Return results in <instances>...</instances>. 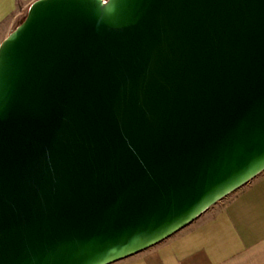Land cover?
<instances>
[{
	"label": "water",
	"instance_id": "water-1",
	"mask_svg": "<svg viewBox=\"0 0 264 264\" xmlns=\"http://www.w3.org/2000/svg\"><path fill=\"white\" fill-rule=\"evenodd\" d=\"M264 171V0H33L0 40V264H111Z\"/></svg>",
	"mask_w": 264,
	"mask_h": 264
},
{
	"label": "crops",
	"instance_id": "crops-1",
	"mask_svg": "<svg viewBox=\"0 0 264 264\" xmlns=\"http://www.w3.org/2000/svg\"><path fill=\"white\" fill-rule=\"evenodd\" d=\"M33 0H0V40ZM111 264H264V171L178 232Z\"/></svg>",
	"mask_w": 264,
	"mask_h": 264
},
{
	"label": "rangeland",
	"instance_id": "rangeland-1",
	"mask_svg": "<svg viewBox=\"0 0 264 264\" xmlns=\"http://www.w3.org/2000/svg\"><path fill=\"white\" fill-rule=\"evenodd\" d=\"M26 12V9L24 8V10H21L18 17L13 21L12 26H11V30L21 21V19L24 17V14ZM233 193V192H232ZM232 193H230L229 195H231ZM227 195V196H229ZM226 196V197H227ZM225 197L223 199H221L220 201L224 200ZM219 202V201H218ZM218 202H216L215 204H217Z\"/></svg>",
	"mask_w": 264,
	"mask_h": 264
}]
</instances>
